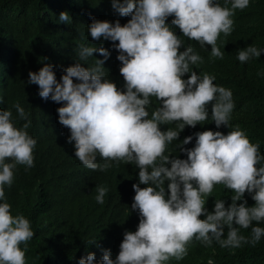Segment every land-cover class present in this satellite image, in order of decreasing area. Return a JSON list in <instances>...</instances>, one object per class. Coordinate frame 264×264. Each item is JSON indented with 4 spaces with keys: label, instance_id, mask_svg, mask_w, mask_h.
Listing matches in <instances>:
<instances>
[{
    "label": "clouds",
    "instance_id": "1",
    "mask_svg": "<svg viewBox=\"0 0 264 264\" xmlns=\"http://www.w3.org/2000/svg\"><path fill=\"white\" fill-rule=\"evenodd\" d=\"M250 1L225 0L221 6L216 0H110L111 22L95 17L78 21L100 46H88L84 33L77 59L59 80L50 63L29 70L26 83L35 84L45 100L36 110L57 108L58 114L52 115L64 155L48 164L51 178L44 182L43 194L53 192L56 176L64 188L76 181L94 185L95 200L103 204L109 191L104 181L112 177L113 199L132 218L113 226L99 217L75 220L67 231L80 223L96 227L100 222L110 235L98 242L90 228L83 229L82 239L91 248L72 264H176L193 246L199 250L215 242L234 254L245 244L255 247L264 237L259 226L264 223L260 145L251 143L239 125L233 128L232 91L215 84V76L194 71L204 60L187 46L190 40L202 48L209 45L211 58L223 59L217 40L221 33H232L235 10H244ZM58 20L72 21L67 11H61ZM52 41L50 37L45 42ZM262 52L248 45L237 50V59L246 63ZM90 57L89 66L81 63ZM116 60L120 65L110 77L105 67ZM12 107L24 123L17 127L12 111L0 109V201H5V186L11 187L16 166L26 171L34 167L37 144L27 131L30 114L19 102ZM209 118L217 129L232 130L225 134L206 129L179 138L186 126L195 128ZM193 137L194 145L185 147ZM175 141H180L176 147L186 158L169 153ZM216 185L234 194L227 206L224 199L214 200L209 211L206 199ZM36 187L38 202L43 194ZM49 202L58 205L55 198ZM241 229H250V236ZM33 236L29 219L22 213L12 215L10 204L0 202V264H26L21 245L26 248ZM207 264L214 260L209 258Z\"/></svg>",
    "mask_w": 264,
    "mask_h": 264
},
{
    "label": "trees",
    "instance_id": "2",
    "mask_svg": "<svg viewBox=\"0 0 264 264\" xmlns=\"http://www.w3.org/2000/svg\"><path fill=\"white\" fill-rule=\"evenodd\" d=\"M216 2L225 6V0ZM227 6L230 7V3ZM61 11L68 12L72 20L69 24L58 20ZM112 12L110 0H0V109L11 110L14 124L21 127L24 121L18 118L12 107L19 102L30 114L31 125L27 131L37 140L33 150L34 167L26 171L25 166L20 169V165H17L13 170L11 187L5 186V201L11 206L12 215L22 213L29 219L34 231L27 247L21 245L25 250L26 264H72L75 257L86 256L91 246L88 247L80 233L86 228L91 229V235L98 242L108 241L110 232L102 231L100 222L96 227L80 223L67 231V227L81 217H99L106 226H113L117 222L129 223L132 220L131 216L124 213L121 204L113 199L116 183L112 177L104 181V186L109 191L103 204L95 200L97 193L94 185L76 181L64 188L56 176L52 177L53 192L43 194V184L51 178L48 173L51 165L48 164L52 158H64L60 137L55 128L57 123L52 115L58 113L57 108L54 107L51 111L48 106H44L43 112L36 110V104L45 100L39 97L35 84L26 83L29 70L37 71L42 63L52 64L59 80L63 69L77 59L76 51L84 41V33L85 39L89 37L88 46H100L101 42L92 41L88 36L87 25L80 22L86 17L111 22ZM232 19V33L229 36L221 33L217 40V46L224 52L223 59L211 58L209 45L202 48L197 42L190 40L187 46L191 45L204 60L203 64L193 66L194 71L200 75L208 73L215 76V84L232 91L235 107L230 123L233 128L239 125L251 143L260 145V152L264 155V76H257L258 72H264V52L258 59L253 58L246 63L237 59L239 48L253 45L264 49V0H251L244 10H235ZM50 37L53 41L45 42ZM45 57L47 60H43ZM91 59L92 57L81 63L89 66ZM118 65V60L114 65L107 64L106 73L108 70L110 77L115 76ZM208 112L210 116L211 105ZM170 128H175V124ZM206 129L225 134L232 130L225 126L217 129L209 118V122L197 124L195 128L186 126L179 138L183 139ZM194 139L193 137V141L185 147H192ZM178 143L180 141L171 144L169 153L186 158V154L178 151ZM70 168L78 171L72 166ZM33 183L40 190L42 188L43 195H40L38 202L35 199L38 187ZM233 194L224 186L216 185L211 196L206 199L205 207L211 211L214 200L217 199H224L227 206ZM53 198L57 201V206L49 202ZM244 199L249 206L254 204L248 193H245ZM259 226L264 227V223ZM241 234L250 236V229H241ZM233 251L234 254L229 249L220 248L215 242L212 246L201 247L199 250L193 246L188 255L176 264H207L209 258L214 260V264H264V237L255 247L245 244Z\"/></svg>",
    "mask_w": 264,
    "mask_h": 264
}]
</instances>
